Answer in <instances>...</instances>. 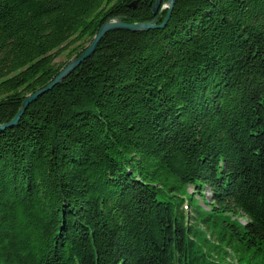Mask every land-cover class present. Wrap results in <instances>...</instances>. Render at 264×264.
<instances>
[{
	"label": "trees",
	"instance_id": "16d2710c",
	"mask_svg": "<svg viewBox=\"0 0 264 264\" xmlns=\"http://www.w3.org/2000/svg\"><path fill=\"white\" fill-rule=\"evenodd\" d=\"M155 1L0 0V125ZM0 264H264V0L110 32L0 131Z\"/></svg>",
	"mask_w": 264,
	"mask_h": 264
},
{
	"label": "water",
	"instance_id": "95a60500",
	"mask_svg": "<svg viewBox=\"0 0 264 264\" xmlns=\"http://www.w3.org/2000/svg\"><path fill=\"white\" fill-rule=\"evenodd\" d=\"M176 2L177 0H167L165 3L164 0H156L154 5L152 6V14L155 17V19L150 23L126 24L119 17L106 21L100 28L98 35L94 38L93 42L87 48V50L79 58L71 61L66 66V68H64V70L59 74V76L54 80V82H52L47 88L28 97L23 102L22 108L20 112L17 114V116L9 124L0 125V131L17 126L21 120V117L24 115L25 111L29 108V106L34 102H36L41 96L52 91L57 85L62 84V82L65 79H67L75 70H77L86 60H88L91 56H93L96 52L98 45L108 33L113 31L144 33L156 29L164 30L171 19ZM137 6H138V1L130 5L129 8L136 9ZM163 9H167L168 14L165 21L161 25H158V15L162 12Z\"/></svg>",
	"mask_w": 264,
	"mask_h": 264
},
{
	"label": "rangeland",
	"instance_id": "374dc122",
	"mask_svg": "<svg viewBox=\"0 0 264 264\" xmlns=\"http://www.w3.org/2000/svg\"><path fill=\"white\" fill-rule=\"evenodd\" d=\"M134 3V2H133ZM132 3V4H133ZM131 4V5H132ZM132 9V8H131ZM67 61H72L71 60V58L69 57V51H66L65 53H63L58 59H57V61H56V63L57 64H63V63H66ZM188 197L190 196V194H192L193 192H194V190L192 189V188H190L189 190H188ZM210 199H211V195H210V193L208 192V191H206L205 192V200L207 201V202H210ZM196 201L198 202V205L200 206V207H202V208H204L205 210H208V208L206 207V205L203 203V201L202 200H200V198L199 197H196ZM242 223H243V221H242Z\"/></svg>",
	"mask_w": 264,
	"mask_h": 264
}]
</instances>
